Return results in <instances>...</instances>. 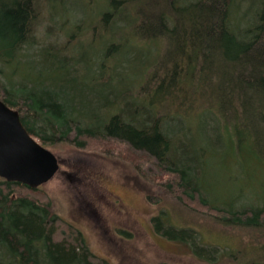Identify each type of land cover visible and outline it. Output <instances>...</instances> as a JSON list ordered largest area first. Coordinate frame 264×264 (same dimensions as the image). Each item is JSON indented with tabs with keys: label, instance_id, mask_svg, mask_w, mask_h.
<instances>
[{
	"label": "rangeland",
	"instance_id": "374dc122",
	"mask_svg": "<svg viewBox=\"0 0 264 264\" xmlns=\"http://www.w3.org/2000/svg\"><path fill=\"white\" fill-rule=\"evenodd\" d=\"M36 1L39 13L30 41L23 45L19 60L1 66L0 97L14 99V91L44 101L53 97L68 107L74 125L84 127L105 123L113 112L127 118L122 109L128 102L141 104L145 88L156 85L137 84L152 45L148 49L133 32L123 37L126 27H120L119 38L126 41L115 58L107 44L116 37L103 33L101 27L92 28L111 22V17L99 21L111 7L124 16L138 4L127 9L120 7L121 0L114 5V0ZM262 1L241 0L244 18L239 24H253ZM202 7L183 10V25L193 14L201 22ZM207 44L216 46L214 40ZM209 54L215 63L206 77L199 72L198 88L207 89L215 99L210 109L199 104L177 110L162 103L153 108L167 116L164 126L172 139L173 160L192 183L200 180L212 205L233 213L260 210L264 208V124L242 119L248 108V99H236L242 79L230 73L229 63L217 62L220 51ZM177 65L174 61L168 69L178 70ZM166 72L157 78L167 77ZM222 91L228 97L221 96ZM235 114L244 124L235 125ZM74 134L67 141L56 137L55 143L45 145L59 158V172L39 191L23 194L50 203L58 217L79 229L94 254L110 264H264V224L223 218L187 205L168 186L169 175L156 158L114 138L106 142L88 138L89 147L82 149ZM43 257L54 264L47 254Z\"/></svg>",
	"mask_w": 264,
	"mask_h": 264
},
{
	"label": "trees",
	"instance_id": "16d2710c",
	"mask_svg": "<svg viewBox=\"0 0 264 264\" xmlns=\"http://www.w3.org/2000/svg\"><path fill=\"white\" fill-rule=\"evenodd\" d=\"M236 1L121 0L118 2H122L120 7L123 8L128 9L132 3L138 5L133 12L129 11L124 16L112 7L100 14V23L111 17L109 24L95 26L103 28V33L116 37L107 44V48L111 45L112 51H115V58L126 41L119 38L122 32L120 27H126L122 32L123 37L133 32L143 44H147L148 49L151 45L153 48V52L148 50L146 66L140 71L141 83L137 84L144 87L145 83L156 85L153 89L145 88L146 95L141 96L146 99H141V104L135 100L128 102L122 109L127 113V118L122 112H113L114 115L107 118L105 123L84 127L74 125L71 111L53 97L44 101L43 98L26 97L14 91V99L0 98L10 107H17L25 127L44 146L55 143L56 137L67 141L72 133H75L77 146L82 149L89 147V139L105 142L111 138L122 140L132 149L156 158L161 170L169 175L168 186L187 205L200 207L223 218L264 224V208L233 213L207 200L200 180L192 183L185 169L173 160L172 139L164 126L167 116L160 109L153 108L154 104L162 103L177 107V110L199 104L210 109L215 99L207 89L198 88L201 81L198 75L199 72H203L204 76L210 74L215 61H212L209 53L220 51L217 62L229 63L227 68L230 73H237L243 81L240 82L243 87H236V99H248V108L242 119L246 117L247 122L264 124V1L256 11L253 24L245 27L239 24L242 21L240 17L244 18V13H241L243 2ZM115 2L117 4L114 0L113 5ZM200 6H203L205 13L201 22L193 14L190 24L186 22L183 25L180 18L182 11L193 12ZM38 10L36 0H0V73L3 72L1 66L18 59L23 45L30 41ZM154 10L159 11L155 14ZM114 25L117 26L115 31ZM212 40L215 47L207 44ZM174 61L180 65L179 69H168V64ZM122 68L129 74V69ZM224 68L220 72L223 75ZM163 71L169 73L167 77L157 78ZM243 83L250 85V89L244 87ZM221 85L226 87L223 83ZM227 94L222 91L221 96ZM242 119L235 114L233 121L236 126H241L244 124ZM130 157L137 158L134 155ZM39 189L0 178V264H49L44 254L54 264H110L89 249L79 229L58 217L51 210L50 203L33 194H23L24 191L35 193Z\"/></svg>",
	"mask_w": 264,
	"mask_h": 264
},
{
	"label": "water",
	"instance_id": "95a60500",
	"mask_svg": "<svg viewBox=\"0 0 264 264\" xmlns=\"http://www.w3.org/2000/svg\"><path fill=\"white\" fill-rule=\"evenodd\" d=\"M60 166L59 158L25 127L20 112L0 98V178L36 189L51 181Z\"/></svg>",
	"mask_w": 264,
	"mask_h": 264
},
{
	"label": "flooded vegetation",
	"instance_id": "af4514ba",
	"mask_svg": "<svg viewBox=\"0 0 264 264\" xmlns=\"http://www.w3.org/2000/svg\"><path fill=\"white\" fill-rule=\"evenodd\" d=\"M98 27H99V26H95V25H94L92 29H98ZM102 31H103V29H102ZM95 34H96V33H95ZM102 58H103V56H102ZM102 62H103V61H102Z\"/></svg>",
	"mask_w": 264,
	"mask_h": 264
}]
</instances>
